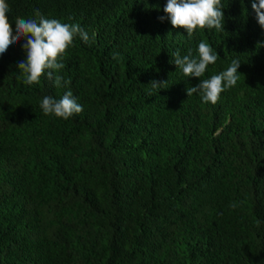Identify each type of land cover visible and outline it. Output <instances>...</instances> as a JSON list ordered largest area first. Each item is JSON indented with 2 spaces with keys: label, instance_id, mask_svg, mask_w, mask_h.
<instances>
[{
  "label": "trees",
  "instance_id": "trees-1",
  "mask_svg": "<svg viewBox=\"0 0 264 264\" xmlns=\"http://www.w3.org/2000/svg\"><path fill=\"white\" fill-rule=\"evenodd\" d=\"M6 2L14 31L39 11L78 23L90 42L69 49L60 89L19 76L26 41L0 57V264H264V28L253 0H222L224 31L190 38L167 0ZM201 41L220 57L205 78L241 63L215 105L188 97L200 79L170 63L176 50L197 56ZM69 89L82 113L45 115L42 99Z\"/></svg>",
  "mask_w": 264,
  "mask_h": 264
},
{
  "label": "clouds",
  "instance_id": "clouds-1",
  "mask_svg": "<svg viewBox=\"0 0 264 264\" xmlns=\"http://www.w3.org/2000/svg\"><path fill=\"white\" fill-rule=\"evenodd\" d=\"M252 9L256 13L259 25L264 28V0H258V3L253 0ZM163 11L172 26L184 29L189 38L195 32L205 29L224 31L222 0H167ZM8 12L6 0H0V57H3L12 46L24 40L26 60L20 61L17 67L19 76L26 85L39 84L44 78L52 81L57 89L70 85L71 81L60 74L65 68L64 60L69 49L75 46L77 38L86 44L90 42L88 33L78 23H65L58 19L45 18L39 11L36 12L38 20L17 17L14 31ZM163 19L161 17V20ZM94 38L95 34L92 40ZM260 47H264V44L258 43L257 48ZM171 56L173 59L170 63H174L186 77L200 79L198 85L186 89V94L188 97L198 94L204 103L217 104L224 92L237 86L242 75L238 71L241 66L240 61L233 59L226 70L205 78L209 66L215 65L220 57L211 45L204 41L199 43L198 55L195 57L191 50L183 56L179 50H176ZM167 84L168 81L154 80L149 86L153 90L166 89ZM40 107L45 115H54L64 120H69L83 111V107L77 102L70 89L59 100L45 96Z\"/></svg>",
  "mask_w": 264,
  "mask_h": 264
},
{
  "label": "bare ground",
  "instance_id": "bare-ground-1",
  "mask_svg": "<svg viewBox=\"0 0 264 264\" xmlns=\"http://www.w3.org/2000/svg\"><path fill=\"white\" fill-rule=\"evenodd\" d=\"M172 91V90H171Z\"/></svg>",
  "mask_w": 264,
  "mask_h": 264
}]
</instances>
